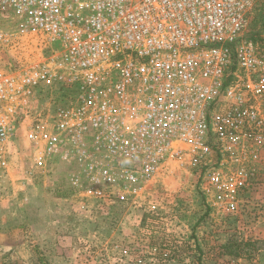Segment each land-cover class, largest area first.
<instances>
[{"label":"built area","instance_id":"2783aa9c","mask_svg":"<svg viewBox=\"0 0 264 264\" xmlns=\"http://www.w3.org/2000/svg\"><path fill=\"white\" fill-rule=\"evenodd\" d=\"M258 1L0 0V171L24 127L35 164L77 165L95 198L171 164L211 187L258 173L264 52L246 35ZM34 42L28 63L11 61Z\"/></svg>","mask_w":264,"mask_h":264},{"label":"rangeland","instance_id":"374dc122","mask_svg":"<svg viewBox=\"0 0 264 264\" xmlns=\"http://www.w3.org/2000/svg\"><path fill=\"white\" fill-rule=\"evenodd\" d=\"M247 21L246 35L264 52L261 1ZM36 42L11 61L28 63ZM262 151L258 173L220 172L233 178L228 188L171 164L142 188L117 183L95 198L77 165H36L20 128L0 171V264H264V244L257 253L242 247L264 242V143ZM226 244L238 255H225Z\"/></svg>","mask_w":264,"mask_h":264},{"label":"trees","instance_id":"16d2710c","mask_svg":"<svg viewBox=\"0 0 264 264\" xmlns=\"http://www.w3.org/2000/svg\"><path fill=\"white\" fill-rule=\"evenodd\" d=\"M263 244H264V242L260 241V240H252V241L251 240H246V241H244L242 243V247L244 249H246V251L250 250V251H253V252L257 253L258 251H260L259 245H263ZM228 246H229V244H226V245L222 246V249L224 251H226L225 255H227V256H237L239 251H236L235 249L231 250Z\"/></svg>","mask_w":264,"mask_h":264}]
</instances>
